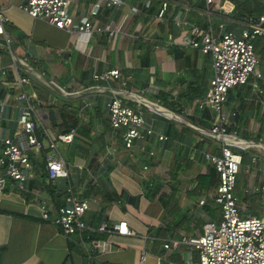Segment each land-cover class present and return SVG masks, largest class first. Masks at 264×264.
<instances>
[{
	"label": "crops",
	"instance_id": "obj_1",
	"mask_svg": "<svg viewBox=\"0 0 264 264\" xmlns=\"http://www.w3.org/2000/svg\"><path fill=\"white\" fill-rule=\"evenodd\" d=\"M96 1L72 0L70 16L77 20L88 15ZM147 1H157V11L161 0H122L118 7L101 2L91 19L94 26L109 25L115 31L106 40L100 33L78 35L33 19L19 8L22 0H0V11L7 18L4 29L11 38L10 51L0 49V99L5 105L0 113V141L16 130L20 108L25 104L14 97L22 91V87L13 86L19 76L35 78L36 87L29 83L23 89L31 96L34 121L44 138L45 134L53 136L67 130L62 127L67 115L76 123L74 141L58 147L67 178L49 180L45 166L40 165L41 158L31 157L35 176L27 182L28 191H19L14 182L8 181L0 195V264H139L142 248L147 253L143 264H189L191 255L185 247L179 248L181 256H171L162 245L165 239L177 235L202 233L188 226L190 216H208L205 204H198L204 194L195 193V176L207 169L203 153L216 152L217 144L188 126H211L215 113L198 108L212 74L211 57L186 41L193 26L211 28L217 35L220 24L239 32L246 22L234 19V12L222 13L219 6L223 0L210 5L205 0H167L165 20L144 12ZM132 8L140 12L132 14ZM255 49L257 71L263 74L264 45ZM16 59L24 60L30 70L14 64ZM113 68L120 70V77L98 86L119 90L123 101L141 110L146 123L166 140L149 136L136 142L131 151L122 146L120 130L112 129L108 122L109 93L94 92L96 84L90 81L94 72ZM52 81L69 94L52 92L54 89L47 85ZM128 93L158 105L163 112L143 109L135 99L126 98ZM225 108L231 132L264 144L262 79L251 77L247 84L230 89ZM199 143H207V149H199ZM257 151L248 150L245 165ZM262 163L259 160L255 168ZM144 164L149 166L147 172L142 170ZM245 165L248 182L236 198L242 211L251 215L255 202L262 197L245 190L261 178L258 172L252 176ZM67 186L90 204L83 216L86 227L72 235H64L58 225L41 217L42 204L51 218L55 216V207L63 203ZM118 221L126 222L128 234L109 231ZM103 223L107 231L99 230ZM168 227L172 230L164 234ZM94 242H102L104 250L95 248Z\"/></svg>",
	"mask_w": 264,
	"mask_h": 264
},
{
	"label": "built area",
	"instance_id": "obj_2",
	"mask_svg": "<svg viewBox=\"0 0 264 264\" xmlns=\"http://www.w3.org/2000/svg\"><path fill=\"white\" fill-rule=\"evenodd\" d=\"M205 1L210 5L214 0ZM71 2L72 0H22L19 8L33 19L44 20L56 28L70 30L78 35L91 36L96 32L102 34L106 40L113 37L115 31L109 25L94 26L91 17L98 13L101 2H105L111 7H118L123 3L122 0H97L91 6L88 15L81 16L77 20L70 16ZM149 4L150 1H147L146 7ZM168 6L167 0H161L154 17L165 20ZM219 10L224 14H232L235 4L230 0H223ZM131 12L138 14L140 11L132 8ZM6 21L7 18L0 11V49L10 51L11 38L4 29ZM175 23L179 24V22ZM219 27L220 31L215 35L211 28L203 29L193 26L191 37L187 39L186 44L209 55L212 60V74L208 89L203 99L198 102V108H209L217 114V120H214L208 129L189 123L188 126L201 134L202 137L218 142L214 147L217 151L204 152L203 157L217 170L219 182L216 187L199 198L198 204H206L209 198L213 204L220 208V217L216 221H206L203 224L202 233L181 234L179 238L165 239L162 247L171 252L183 246L188 250V255L192 250L197 251L198 264H264V212L261 216L243 212L233 193L236 174L244 164L243 152L250 148L257 149V153L250 157V163L245 166L246 170L252 172L254 177L258 172L261 180L259 183L251 182L245 193L260 195L264 201V144L246 140L235 132H231L225 108L230 89L247 84L251 77L264 81V73L257 71L258 58L253 43L256 38L264 37V0L259 16L255 20L247 22L239 32L228 30L224 24H220ZM16 63L26 67L27 71L30 70L24 60L16 59L14 64ZM2 74H5L4 69ZM120 75V70L113 68L94 72L90 81L96 84L93 87L94 92L107 91L109 93V99L106 102L108 122L112 129L120 130L122 146L127 151H131L136 142L145 140L149 136H155L159 141L166 140L167 137L164 134L146 123L141 110H135L123 101L119 90L111 86L106 89L98 86V83L108 84L112 79H118ZM35 76L40 79L39 74L36 73ZM31 78V76H19L13 83L14 87H22V91L17 92L14 97L24 101L25 104L20 108L16 130L11 136L4 137L0 141V167L2 168L0 195L6 190L8 181L14 182L19 191H28L27 182L35 176L34 166L29 155L43 151V149L50 151L45 155L47 178L53 181L57 178L68 177V170L59 154L58 147L59 144L72 143L76 136V129L70 127L66 132H60L53 136L45 134L48 145L47 148L44 147L40 140V137L44 135L39 133V127L34 121V105L31 96L23 89V86L30 83ZM47 85L57 88L63 96L69 94L66 89L54 81ZM125 96L142 102L145 109L163 112L158 105L149 103L133 93H128ZM4 106L0 99V113H3ZM141 149L143 152V148ZM148 154L153 156L154 152L149 151ZM261 159L263 163L256 169L255 164ZM148 169V165L142 166L144 172H147ZM42 205V219L58 225L64 235L75 234L86 227L83 216L90 208L89 200L76 197L70 186L66 188L63 203L55 207L56 214L53 218L50 217L49 209L44 207V204ZM99 230L107 231V224H101ZM109 231L119 234L130 232L125 221L113 223ZM92 244L95 248L104 250L102 242ZM146 259L147 253L142 248L138 256L139 264H143ZM167 264L176 263L168 261Z\"/></svg>",
	"mask_w": 264,
	"mask_h": 264
},
{
	"label": "trees",
	"instance_id": "obj_3",
	"mask_svg": "<svg viewBox=\"0 0 264 264\" xmlns=\"http://www.w3.org/2000/svg\"><path fill=\"white\" fill-rule=\"evenodd\" d=\"M232 2H234L235 4V10L234 13L232 14L233 18L236 20H240L243 22H249L250 20H255L259 14L262 11V6H263V0H231ZM156 6H158V2H152L151 4L148 5L147 8L144 9V12L147 15H151L156 13ZM169 23V22H168ZM169 25L171 26V24L169 23ZM255 41V40H254ZM254 43V42H253ZM254 49H255V45H254ZM44 88V87H43ZM204 116L207 117V111L204 110L203 111ZM68 118L64 119V122L62 124V127L67 128V130H69L70 126L73 127L74 125H76L75 122H73L74 120L71 119V116L67 115ZM74 123L73 125H71L69 122ZM70 124V125H69ZM67 130H63V132H66ZM49 152L48 149H43V151H40L38 153H31L29 155V157H36L39 156L41 158L40 161V165L43 167L45 166V155ZM248 151L243 152V162H246V159L248 158ZM195 180H196V186H195V193L197 194H207V191H209L210 189L212 190L214 187L217 186L218 182H219V174L217 172V170L211 166L210 164H208L207 169L205 172H200L195 176ZM88 194V192L86 193ZM207 205L205 204L203 206V208L206 210L207 209ZM172 228H167L164 231V234H166L167 232L171 231ZM176 238H179V235H177Z\"/></svg>",
	"mask_w": 264,
	"mask_h": 264
},
{
	"label": "rangeland",
	"instance_id": "obj_4",
	"mask_svg": "<svg viewBox=\"0 0 264 264\" xmlns=\"http://www.w3.org/2000/svg\"><path fill=\"white\" fill-rule=\"evenodd\" d=\"M261 44L264 45V38H262V37L256 38L255 41H254L255 48L257 47V45L259 46ZM44 77L46 79H50V75H48V74H45ZM30 84H31L32 87H36L37 86V83H36V81L33 78H31ZM237 87H240V85L237 86ZM50 88L52 89L53 86L51 85ZM53 89L54 90H51L52 92L53 91H55V92L58 91L57 88H53ZM137 104H138V106H140L143 109H145L142 102H139ZM145 110H148V109L146 108ZM217 117H218L217 114H215L214 120H217ZM209 127H210V125L207 126L204 129H208ZM40 140L42 141L44 147L47 148V145H48L47 139L44 138V137H40ZM262 140H264V139H262ZM215 143L218 144L217 141ZM59 146H60V144H59ZM61 148H62V146H61ZM198 148L201 149L202 151L206 150L207 149V143H199L198 144ZM205 163H207V162H205ZM244 165L245 164H243V166L240 168L239 172L236 174L235 188L233 190V193H234L235 196H238V195L242 194L243 188L247 185V182H248V174L246 172H244V170H245L244 169L245 168ZM207 204H208V207L205 210V214L208 215V216H202V217H199V216L191 217L190 216V218H189L190 220L188 221L189 228H192V229L197 228L201 232H203V224L206 221H209V220L216 221V220L219 219V217H220V208L217 205L213 204V202L209 198L207 200ZM253 207H254L255 211L251 215H253V216H261V215H263V212H264V201L262 199H259L258 201H256ZM170 254H171V256H178V255L181 256V254H183V253L179 249V250L171 251ZM190 255H191V258H190L189 264H198V262H199L198 252L192 250L190 252Z\"/></svg>",
	"mask_w": 264,
	"mask_h": 264
}]
</instances>
